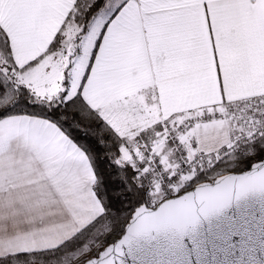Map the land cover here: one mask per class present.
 Returning a JSON list of instances; mask_svg holds the SVG:
<instances>
[{"label": "snow or ice", "instance_id": "snow-or-ice-1", "mask_svg": "<svg viewBox=\"0 0 264 264\" xmlns=\"http://www.w3.org/2000/svg\"><path fill=\"white\" fill-rule=\"evenodd\" d=\"M221 256L264 264V0H0V264Z\"/></svg>", "mask_w": 264, "mask_h": 264}, {"label": "water", "instance_id": "water-1", "mask_svg": "<svg viewBox=\"0 0 264 264\" xmlns=\"http://www.w3.org/2000/svg\"><path fill=\"white\" fill-rule=\"evenodd\" d=\"M258 197L249 196L246 200H241L234 203L226 212L216 218H212L209 221H204L200 225V234L204 238H211L214 234L225 230L229 223L238 220L242 215L259 214ZM218 264H223V257H218Z\"/></svg>", "mask_w": 264, "mask_h": 264}]
</instances>
